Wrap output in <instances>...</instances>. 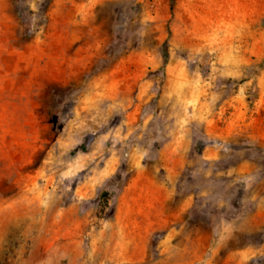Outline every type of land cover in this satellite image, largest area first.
<instances>
[{"label":"rangeland","instance_id":"1","mask_svg":"<svg viewBox=\"0 0 264 264\" xmlns=\"http://www.w3.org/2000/svg\"><path fill=\"white\" fill-rule=\"evenodd\" d=\"M0 264H264V0H0Z\"/></svg>","mask_w":264,"mask_h":264},{"label":"trees","instance_id":"2","mask_svg":"<svg viewBox=\"0 0 264 264\" xmlns=\"http://www.w3.org/2000/svg\"><path fill=\"white\" fill-rule=\"evenodd\" d=\"M161 50H162L163 57L165 58V60H167L168 51H167L166 47L163 46Z\"/></svg>","mask_w":264,"mask_h":264}]
</instances>
